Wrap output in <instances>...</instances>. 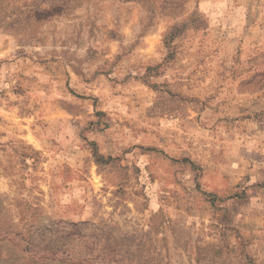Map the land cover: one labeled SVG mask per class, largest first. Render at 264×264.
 Wrapping results in <instances>:
<instances>
[{"label": "rangeland", "instance_id": "374dc122", "mask_svg": "<svg viewBox=\"0 0 264 264\" xmlns=\"http://www.w3.org/2000/svg\"><path fill=\"white\" fill-rule=\"evenodd\" d=\"M261 133L264 0H0V264H264Z\"/></svg>", "mask_w": 264, "mask_h": 264}, {"label": "crops", "instance_id": "0c3cea01", "mask_svg": "<svg viewBox=\"0 0 264 264\" xmlns=\"http://www.w3.org/2000/svg\"><path fill=\"white\" fill-rule=\"evenodd\" d=\"M256 150H258V154H260L261 156L264 153V133H261L260 140H258V145L256 146ZM260 160H262V158ZM256 179L264 180V165L260 166L258 172H256Z\"/></svg>", "mask_w": 264, "mask_h": 264}]
</instances>
